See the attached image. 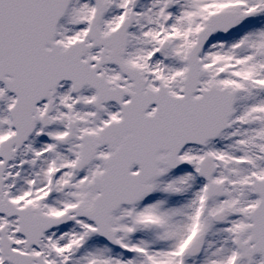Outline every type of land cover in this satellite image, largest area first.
I'll return each mask as SVG.
<instances>
[{"label": "snow or ice", "instance_id": "snow-or-ice-1", "mask_svg": "<svg viewBox=\"0 0 264 264\" xmlns=\"http://www.w3.org/2000/svg\"><path fill=\"white\" fill-rule=\"evenodd\" d=\"M0 264H264V0H0Z\"/></svg>", "mask_w": 264, "mask_h": 264}]
</instances>
